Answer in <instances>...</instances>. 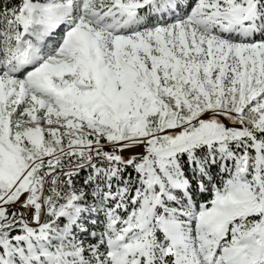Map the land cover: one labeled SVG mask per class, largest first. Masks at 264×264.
<instances>
[{
  "label": "snow or ice",
  "instance_id": "obj_1",
  "mask_svg": "<svg viewBox=\"0 0 264 264\" xmlns=\"http://www.w3.org/2000/svg\"><path fill=\"white\" fill-rule=\"evenodd\" d=\"M0 264H264V0H0Z\"/></svg>",
  "mask_w": 264,
  "mask_h": 264
}]
</instances>
